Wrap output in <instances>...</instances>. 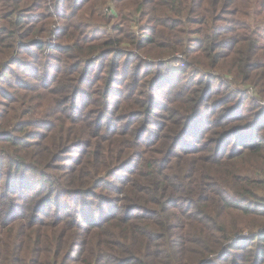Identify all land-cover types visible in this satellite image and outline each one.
<instances>
[{"label":"trees","instance_id":"16d2710c","mask_svg":"<svg viewBox=\"0 0 264 264\" xmlns=\"http://www.w3.org/2000/svg\"><path fill=\"white\" fill-rule=\"evenodd\" d=\"M263 104L264 0H0V264H264Z\"/></svg>","mask_w":264,"mask_h":264},{"label":"built area","instance_id":"2783aa9c","mask_svg":"<svg viewBox=\"0 0 264 264\" xmlns=\"http://www.w3.org/2000/svg\"><path fill=\"white\" fill-rule=\"evenodd\" d=\"M110 11H112V10H106V12H108V13ZM179 58H180V56H179ZM257 233H260V234L264 233V229L259 230ZM250 236H251L250 233H245V234H242V235H239V236L235 237L234 240L237 239L238 237H250Z\"/></svg>","mask_w":264,"mask_h":264},{"label":"rangeland","instance_id":"374dc122","mask_svg":"<svg viewBox=\"0 0 264 264\" xmlns=\"http://www.w3.org/2000/svg\"><path fill=\"white\" fill-rule=\"evenodd\" d=\"M108 7V6H107ZM171 65H173V64H168V68H170L171 67Z\"/></svg>","mask_w":264,"mask_h":264}]
</instances>
